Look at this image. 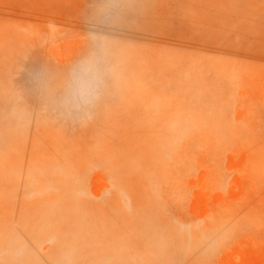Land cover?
Listing matches in <instances>:
<instances>
[{
  "label": "rangeland",
  "instance_id": "rangeland-1",
  "mask_svg": "<svg viewBox=\"0 0 264 264\" xmlns=\"http://www.w3.org/2000/svg\"><path fill=\"white\" fill-rule=\"evenodd\" d=\"M0 264H264V0H0Z\"/></svg>",
  "mask_w": 264,
  "mask_h": 264
},
{
  "label": "clouds",
  "instance_id": "clouds-1",
  "mask_svg": "<svg viewBox=\"0 0 264 264\" xmlns=\"http://www.w3.org/2000/svg\"><path fill=\"white\" fill-rule=\"evenodd\" d=\"M93 69L85 67L82 69L80 78L76 82V93L83 103H90L92 99Z\"/></svg>",
  "mask_w": 264,
  "mask_h": 264
},
{
  "label": "bare ground",
  "instance_id": "bare-ground-1",
  "mask_svg": "<svg viewBox=\"0 0 264 264\" xmlns=\"http://www.w3.org/2000/svg\"><path fill=\"white\" fill-rule=\"evenodd\" d=\"M108 254H110L109 251L107 252V251L105 250L104 252H102V255H104L103 257H105V256L108 255Z\"/></svg>",
  "mask_w": 264,
  "mask_h": 264
}]
</instances>
